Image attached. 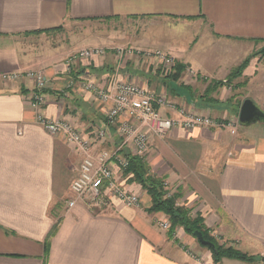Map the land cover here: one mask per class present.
Wrapping results in <instances>:
<instances>
[{"label":"crops","instance_id":"0c3cea01","mask_svg":"<svg viewBox=\"0 0 264 264\" xmlns=\"http://www.w3.org/2000/svg\"><path fill=\"white\" fill-rule=\"evenodd\" d=\"M115 18L163 24L160 31H147L139 44H126L161 49L199 76L227 79L253 57L242 82L247 99L264 111V0H0V264H214L212 253L184 229L171 236L161 228L168 216L148 212L152 199L131 175L121 181L138 194L139 205L112 200L89 207L79 201L68 208L81 155L64 136L36 123L33 83L2 78L43 70L50 82L44 114L91 136L105 124L107 106L83 83L108 88L115 79L134 81L160 96L167 94L162 68L155 59H119L112 52L69 66L71 55L88 48H55L42 41L68 23ZM115 41L100 39L106 49L121 48L113 47L120 43ZM174 101L180 108L194 106L199 114L210 112L207 103L195 104L180 93ZM160 111L177 115L165 107ZM111 133L114 137L115 129ZM144 159L150 173L163 178L171 194H180L179 204L201 216L214 237L264 257L263 123L240 127L237 134L174 129L152 138ZM222 264L250 263L228 259Z\"/></svg>","mask_w":264,"mask_h":264},{"label":"built area","instance_id":"2783aa9c","mask_svg":"<svg viewBox=\"0 0 264 264\" xmlns=\"http://www.w3.org/2000/svg\"><path fill=\"white\" fill-rule=\"evenodd\" d=\"M108 52L114 53L119 59L127 56L155 59L165 73L170 72L169 66L174 64L173 57L162 50L143 51L131 47L83 49L71 55L67 63L70 66L80 60H92L104 56ZM188 72L193 77H199V74L192 69ZM2 78L5 81L27 79L33 83L30 103L37 111L36 123L53 136H64L81 155L78 175L71 184L74 197L68 200V208H74L79 201L89 207L112 200L121 201L127 206L139 205L138 194L127 190L121 179L129 166L128 157L145 158L152 137L163 138L174 129L189 132L195 129L215 128L228 129L232 134L236 133L233 123L215 120L203 114L191 115L183 108L166 102L161 95L150 92L138 82L115 79L108 88L95 83H83L86 91L94 93L98 100L107 106L105 124L94 130L91 136H86L71 122L53 119L44 114L50 89V82L44 71L10 73L4 74ZM70 87L71 85L67 88ZM67 95V91L63 92V99H66ZM161 107L176 112L177 115L164 116L161 114ZM111 129H115L116 140ZM101 142L111 143L112 148L97 151L96 146ZM160 226L164 230L170 227L169 222H162Z\"/></svg>","mask_w":264,"mask_h":264},{"label":"rangeland","instance_id":"374dc122","mask_svg":"<svg viewBox=\"0 0 264 264\" xmlns=\"http://www.w3.org/2000/svg\"><path fill=\"white\" fill-rule=\"evenodd\" d=\"M155 24L156 23L152 24L151 21L149 20H141V19L139 20V19H130V18H115V19L104 20L102 22L100 21L72 22V23H68L65 26V28L63 27L61 29L48 32L47 33L48 35L44 37V40L42 42H43V46L51 45L54 46L55 48L57 46H61L64 44L67 45L75 44V48H76L75 50H77L78 48L76 46L78 45H83V47L81 48L98 47V46L105 48V46L100 42V39H103L105 37H110V38L116 37V39L120 41V43L117 46H113V47H121V48L131 47L135 49L140 48L138 50L144 51L145 48L142 49L141 47H136V45H127L126 43L129 44L131 42L137 41V43L139 44L140 43L139 41H141L143 37L145 38L144 34L147 33V31H157L162 28L163 24L161 23H159L158 25ZM124 43L125 45H122ZM181 43L184 42L181 41ZM152 50L155 49L153 48ZM157 50H161V49H157ZM173 59H174V64L173 66L171 65V67L169 66L170 69L168 70L170 72L168 73L163 72V75L166 78L165 89L167 90V94L166 93L162 94L161 95L162 98L166 102L177 106V102L174 101V97H176V95H179L180 93V97L188 96L190 97L192 102H195V104L200 103L199 105H206L207 103L208 106L206 107L210 108V112L209 113L207 112L203 115H206L207 117H211L212 119L215 120L224 121L226 123H233L235 125L234 127L236 131L235 134H237L240 127H242L239 126L238 124L240 108L243 102L247 99L246 96L248 93L246 91L247 85L245 84V82L244 83L242 82L243 81L242 76L246 68L242 71V73L238 77L232 79L231 81L229 80L230 76L227 79L218 81L212 78L203 77L201 75L199 77H193L188 72L189 68H187L184 64L175 60L174 57ZM252 59L253 57L250 58V61ZM244 62L245 61H243L240 64V66ZM180 64L185 66L184 72L181 74V77L179 79L174 80L173 75H175L176 70L178 69V65ZM240 66L238 68H240ZM237 69L234 70L232 74H235ZM236 82L239 83V85ZM183 91L185 92V94L183 93ZM181 108H183L186 112L189 111L188 113H190L191 115H199V113L195 111L196 109H194V106L189 107L188 105H184ZM192 110L195 112H193ZM258 125L257 127H259ZM223 130H228V129H223ZM197 216L198 215H193V217H197ZM169 225L171 227L170 222ZM214 238L220 245H225L226 247H232L236 249L232 245L222 243L221 240L217 239L216 237ZM199 245L202 248L210 251L208 248L203 247L200 243ZM224 260H228V259H224ZM223 261L220 264H222Z\"/></svg>","mask_w":264,"mask_h":264},{"label":"trees","instance_id":"16d2710c","mask_svg":"<svg viewBox=\"0 0 264 264\" xmlns=\"http://www.w3.org/2000/svg\"><path fill=\"white\" fill-rule=\"evenodd\" d=\"M249 63L250 59H247L240 68L237 69L235 74L230 75L229 80L231 81L238 77ZM184 69V65H178V69L176 70L175 75H173L174 80L181 77ZM128 161L129 166L124 175H131L132 182L141 185L142 189L151 197L152 206L148 209L149 213H164L168 216L171 224L169 229L171 236L175 233L177 228H183L188 235L193 237L195 232H201L206 241L214 244V248L201 245L210 250L215 264H220L224 259L250 264H255L261 261L259 258L242 253L232 247L220 245L212 236L210 230L206 227L204 219L199 215L193 217L192 209L179 204L181 195L178 193L171 194L167 189L165 180L150 173V167L144 158L129 156ZM54 231L55 228L52 230V234Z\"/></svg>","mask_w":264,"mask_h":264},{"label":"water","instance_id":"95a60500","mask_svg":"<svg viewBox=\"0 0 264 264\" xmlns=\"http://www.w3.org/2000/svg\"><path fill=\"white\" fill-rule=\"evenodd\" d=\"M263 123L264 124V111L259 108L254 101L247 99L243 102L239 113V125L242 127H248L252 124ZM194 237L200 244L214 248V244L204 239L201 232H195ZM264 263V257H262Z\"/></svg>","mask_w":264,"mask_h":264}]
</instances>
